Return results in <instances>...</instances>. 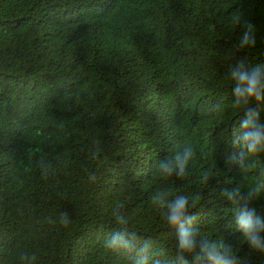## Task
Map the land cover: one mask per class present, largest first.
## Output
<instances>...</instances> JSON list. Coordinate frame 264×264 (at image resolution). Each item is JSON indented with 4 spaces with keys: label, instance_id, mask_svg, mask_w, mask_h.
<instances>
[{
    "label": "trees",
    "instance_id": "obj_1",
    "mask_svg": "<svg viewBox=\"0 0 264 264\" xmlns=\"http://www.w3.org/2000/svg\"><path fill=\"white\" fill-rule=\"evenodd\" d=\"M50 3L0 0V26L35 18ZM119 13L101 48L90 43L94 35L87 27L64 29L58 37L39 32L44 39L82 40L75 46L81 63L69 69L83 82L45 116L40 138L28 139L11 103L0 106V220L6 217L12 226L0 230V264H130L110 246L117 231L135 233L156 253L174 243L165 240L172 228L153 201L156 194H188L195 204L237 179L223 164L239 160L229 136L240 114L231 104L227 73L240 59L264 64V0H120ZM249 23L256 44L239 49ZM24 40L21 34L0 38V70L23 55ZM200 79L202 92L195 89ZM174 104L185 111L197 147L209 154L177 181L158 172L139 180L130 151L145 129L141 122ZM15 138L21 142L11 153ZM261 162L264 167V156ZM239 176L247 186L256 173L241 166Z\"/></svg>",
    "mask_w": 264,
    "mask_h": 264
},
{
    "label": "clouds",
    "instance_id": "obj_2",
    "mask_svg": "<svg viewBox=\"0 0 264 264\" xmlns=\"http://www.w3.org/2000/svg\"><path fill=\"white\" fill-rule=\"evenodd\" d=\"M50 1L35 18L26 15L11 27L0 26V38L21 34L25 39L23 55L16 56L14 64L1 67L0 106L13 105L24 131L30 132V140L40 138V130L48 126L45 116L52 115L56 105L67 103L83 84L82 77L69 69L81 63L75 46L82 40L44 39L39 32L49 31L58 37L64 29L75 33L87 27L94 35L95 42L90 43L101 48L107 43L101 42L107 29L121 17L120 0ZM255 44L254 26L244 25L236 46L245 49ZM227 77L231 81V104L240 114L229 136L231 145L239 151V160L227 159L223 164L226 173L237 179L224 184L217 195L201 196L195 204L188 194L171 198L166 192L156 194L153 201L172 228L165 240L174 243L160 247L156 253L141 244L135 233L117 231L110 246L126 254L130 264H264V167H260L264 156V64L250 65L240 59L230 66ZM204 82L198 80L195 89L204 91ZM187 107L184 109L189 112L192 108ZM222 108L215 106L216 111ZM164 110L162 119L158 115L143 118L141 127L145 129L139 130L134 139L130 159L138 165L139 180L148 181L158 172L161 177H170V182L177 181L209 154L207 148L197 147L194 128L184 118L182 108L174 104ZM32 130L36 132L31 135ZM20 139L15 138L13 148L9 145L11 153ZM237 163L246 174L255 170L256 178L247 186L239 180L241 166L236 168ZM0 223L3 232L12 228L6 217Z\"/></svg>",
    "mask_w": 264,
    "mask_h": 264
}]
</instances>
